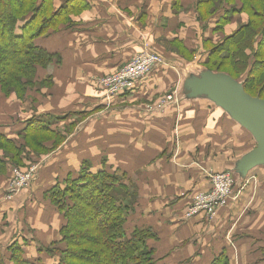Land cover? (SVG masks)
<instances>
[{
    "label": "crops",
    "instance_id": "crops-1",
    "mask_svg": "<svg viewBox=\"0 0 264 264\" xmlns=\"http://www.w3.org/2000/svg\"><path fill=\"white\" fill-rule=\"evenodd\" d=\"M195 2L73 0L70 25L34 41L56 59L36 70L40 84L27 90V108L0 96V132L21 144L26 122L45 117L60 141L55 148L44 143L49 151L42 156L26 153L24 165L35 167L26 188L12 191L11 164L0 175L3 264H11L6 249L13 243L35 264L53 262L45 250L65 220L46 193L84 161L92 171L105 167L132 181L136 197L125 232L154 235L146 242L153 264H264V167L238 180L239 197L212 218L187 216L191 195L209 189L211 173L232 169L254 147L212 101L187 98L185 84L205 72L197 60L213 36V19L201 20ZM175 43L192 60L168 49ZM144 50L159 53L163 64L129 96L107 99L98 79Z\"/></svg>",
    "mask_w": 264,
    "mask_h": 264
},
{
    "label": "trees",
    "instance_id": "trees-1",
    "mask_svg": "<svg viewBox=\"0 0 264 264\" xmlns=\"http://www.w3.org/2000/svg\"><path fill=\"white\" fill-rule=\"evenodd\" d=\"M72 1L62 2L52 10V0H0V87L5 93H15L21 98V95L26 96L29 88L40 84L34 80L36 70L45 68L56 57L36 46L34 41L61 24L70 25V14L77 9ZM215 1L200 0L196 4V12L200 6L211 5L209 8L214 9L211 12L214 15L222 4L219 5L220 0ZM240 10H246L251 20L235 32L231 41H226L230 42L227 47H221L223 42L217 50H209L206 62L224 54L223 59L213 66L227 67L231 71V74L226 73L228 77L247 71L241 83L242 90L253 98L264 100V59H255L249 65L246 55L253 50L256 56L264 48V28L259 27L264 22V0H243ZM41 17L46 19L36 28ZM215 30L218 31L217 27ZM48 124L41 118L31 119L26 122L23 132L53 134L52 131L49 133ZM58 144L59 141L54 139L51 146L55 148ZM3 145L14 153L12 158L4 152L0 156V175L5 172L7 164L18 167L27 159L26 152L22 151L24 143L16 144L0 132L2 151ZM47 151L34 154L44 155ZM103 169L105 167L92 172L90 164L84 161L77 173L67 174L63 179L64 187L56 183L47 191L50 203L65 220L59 230L58 241L45 250L54 258L51 264H153L152 251L147 248L146 240L154 238V235L148 230H133L129 234L124 228L126 215L132 207L129 206L135 201V187L130 185L127 188L124 184L110 187L105 179L114 173ZM6 253L11 264H35L23 257L20 246L15 243L7 247ZM3 261L0 251V264Z\"/></svg>",
    "mask_w": 264,
    "mask_h": 264
},
{
    "label": "rangeland",
    "instance_id": "rangeland-1",
    "mask_svg": "<svg viewBox=\"0 0 264 264\" xmlns=\"http://www.w3.org/2000/svg\"><path fill=\"white\" fill-rule=\"evenodd\" d=\"M66 1L67 0H52V2H53L52 3V10H55V9H57L59 7L58 3L66 2ZM199 1L200 0H196L195 4H198L197 2H199ZM201 1H203V0H201ZM249 1L252 2V0H249ZM215 2H217V0ZM241 3H243V0H220L219 5L221 4V6L218 9V11L214 13V15L211 14V12L214 9L212 10V8L211 9L209 8V7H211V5H209V7L206 6V5L198 7V11L197 12H198V15H199L201 20H206L208 18L213 19V22L211 21V24L213 23V30H212V35L213 36L210 38L209 41L205 42L204 52H203V54L200 55V58L197 60L198 61L197 64H199V66H200L199 69L200 70H205V71L211 72L213 74H225V75H226V73L231 74V71L225 66H221V67L213 66V63L216 64V63H218L220 61V59L221 60L223 59L224 54H220L215 60H213L211 62H209V60L206 62V58H207V54H208L209 50H212V49H216L217 50L219 48V46L221 45V43L224 42V44H223L224 46L222 45L221 47H227V45H229L230 42H226V41H231L232 40V36L235 34V32L238 29H240L243 25L247 24L251 20L250 15H249L248 12H246V10L245 11L244 10L243 11L240 10V4ZM47 14L49 15V12H47ZM44 19H46V18H44V17L39 18V20H38V22L36 24V28L39 25V23L42 20H44ZM261 26H263V28H264V22L259 25V27H261ZM215 27H217L218 31L215 30ZM0 45H1V42H0ZM167 47H168L169 50H172V51L174 50L173 52H176L178 55H180V56L182 55V57H185L186 60H192V58H193V54L192 53H186L180 47V45H178L177 43L172 44V45L167 44ZM250 52H246V55L249 57V65H251L252 62L255 59L256 60L264 59V48H261L260 49V53L258 55H256V56H254V52L255 51L252 50V52L251 53ZM109 75L110 74L104 75L103 77H107ZM246 75H247V71L241 72L239 74H233L232 77H230V79L232 81L236 82V84H241L243 82V80L245 79ZM35 87H37V86L34 85L31 88H29V90H31V89H33ZM241 89H242V86H241ZM242 91L244 92V90H242ZM0 96L6 97L5 99H6V102H8V103H10V102H19L20 101L19 102V106L20 107H25L27 104H29L28 99L25 98L24 95H21V98H19V97H17V95H15V93H5L1 89V87H0ZM195 99H197V98H195ZM216 107H218V106H216ZM26 108H27V106H26ZM221 110H223V109H221ZM38 119L39 118H33L32 120L35 121V120H38ZM41 120L47 121L48 123L50 122L45 117H41ZM241 128L244 129L243 127H241ZM244 130L247 133H249L246 129H244ZM251 138H252V140L254 142V147L251 148L247 152V154L250 153L251 151H253L255 149V147H256L255 141H254L252 136H251ZM20 139L24 140L23 141L24 147H22V151L26 152V153H31V154H32V152L33 153L34 152L41 153L44 150H49L47 146H42L41 145L44 142L47 143V144L50 143V142L52 143L54 141V139L56 141H60V137L58 135H54V134H38V133H33V132L23 133L21 135ZM1 147L3 148V151L0 150L1 151L0 152V156H2V153L4 152V154H6L8 157L12 158V155H13L14 151L12 149H10L6 145H3ZM18 153H20V151H18ZM47 153H48V151H47ZM247 154L245 153L243 156H245ZM39 156H42V155H39ZM241 159H242V156H240V158L237 159V160L240 161ZM236 164L230 170L211 173V175L208 178V180H209V189L206 190V191H202V192L201 191L200 192H194V194H192L191 197H190V199L192 200L191 204L193 203V199L197 195L205 194V193H207V195H208V193L211 192V190H212V179L211 178L213 176H215V175H220V174H223V173H229L232 181L234 182V184L232 186L233 187L232 188V194H231L229 199L238 198L240 193H241V191H239V189H237L235 187V184H238V180L246 181L248 179V175L249 174H251L256 169L261 168L262 166L260 165V166H255V167L251 168L246 173V175L244 177H241L236 172ZM26 166L28 167V169L30 167L35 168L34 166H31V164H28V163H26L25 165L23 164L22 166H18V167H22L23 169H25V168H27ZM18 167H14L13 169H19ZM102 168H98V170H100ZM28 169H25V170L19 169V170L26 172ZM103 170L107 171L110 174L114 173L111 176V178L105 179L106 183H108L110 185V187H118V184H124V185H126L127 188L130 187L132 181L129 178H127L124 174L119 173V172H115V171L110 170V169H103ZM92 172H95V171H92ZM33 174H34V172H33ZM12 178H13V174H11V182H12ZM63 181L64 180L62 179V180H60V181H58L56 183L59 184L60 186L64 187ZM117 181H118V183H117ZM242 183L245 185V182H242ZM229 202H230V200L228 201L227 205L224 206V208H226L228 206ZM132 204H130L129 208L132 206ZM220 209H222V208H220ZM138 230L139 231H145L144 229H142V230L138 229ZM146 242H147V240H146ZM146 246H147V243H146ZM147 248H149V247L147 246ZM55 255H56V253H55ZM56 258H57V255L55 256V259Z\"/></svg>",
    "mask_w": 264,
    "mask_h": 264
},
{
    "label": "built area",
    "instance_id": "built-area-1",
    "mask_svg": "<svg viewBox=\"0 0 264 264\" xmlns=\"http://www.w3.org/2000/svg\"><path fill=\"white\" fill-rule=\"evenodd\" d=\"M163 64L162 56L156 51L144 50L133 56L126 64L107 77L98 79V84L107 99L123 98L137 90L140 81L154 69ZM173 95L167 96L166 101H172ZM34 168L26 172L13 169L12 191H18L32 181ZM211 192L197 195L188 209L187 216L204 213L205 217L212 218L217 209L224 208L232 194V181L229 173L215 175L212 178Z\"/></svg>",
    "mask_w": 264,
    "mask_h": 264
},
{
    "label": "water",
    "instance_id": "water-1",
    "mask_svg": "<svg viewBox=\"0 0 264 264\" xmlns=\"http://www.w3.org/2000/svg\"><path fill=\"white\" fill-rule=\"evenodd\" d=\"M187 98L204 97L223 109L253 137L256 147L236 164V172L244 177L255 166L264 167V100L253 98L225 74L205 71L200 79L186 82Z\"/></svg>",
    "mask_w": 264,
    "mask_h": 264
}]
</instances>
